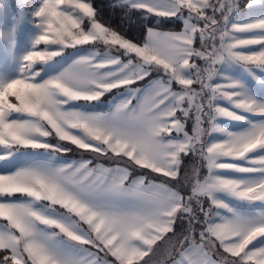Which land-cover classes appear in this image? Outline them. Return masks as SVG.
<instances>
[{"label": "snow or ice", "instance_id": "6c2138e0", "mask_svg": "<svg viewBox=\"0 0 264 264\" xmlns=\"http://www.w3.org/2000/svg\"><path fill=\"white\" fill-rule=\"evenodd\" d=\"M111 7L0 0V264H264V0Z\"/></svg>", "mask_w": 264, "mask_h": 264}, {"label": "trees", "instance_id": "16d2710c", "mask_svg": "<svg viewBox=\"0 0 264 264\" xmlns=\"http://www.w3.org/2000/svg\"><path fill=\"white\" fill-rule=\"evenodd\" d=\"M93 6L97 9V18L105 23L106 26L110 25L114 29L126 33L128 37H139L143 32V25H147V21L142 19V16L138 12H133L130 16L126 15L125 12L121 11L119 8H113L111 5L116 2V0H91ZM159 23L158 20H153L152 24ZM152 26V25H147ZM162 29L177 30L180 25L173 23H162L160 24ZM99 50H103L102 46ZM204 126H207L205 124ZM208 136L205 137L207 139ZM81 151L73 146L71 152L67 154H73ZM206 171V170H205ZM205 208L208 209V203H205ZM212 211V209H210Z\"/></svg>", "mask_w": 264, "mask_h": 264}, {"label": "crops", "instance_id": "0c3cea01", "mask_svg": "<svg viewBox=\"0 0 264 264\" xmlns=\"http://www.w3.org/2000/svg\"><path fill=\"white\" fill-rule=\"evenodd\" d=\"M86 2H87V0H86ZM160 29L161 30H171V29H162V28H160ZM177 30H179V29H177ZM96 51H103V50L97 49ZM153 76H155V73H153ZM145 83H147V81H143L140 84L135 85V87H140V86H142V84H145ZM120 91H123V90H120ZM116 95H117V90H113L112 93L106 94L105 97H102L103 103L93 102L92 110L107 111L110 107V102L112 101V98ZM80 103H83V102H80ZM134 103H135V101H134ZM210 138L207 137L206 140H209ZM60 159H61V161H75V160H80V159H90L93 161L94 165L96 163H100V164L105 165L106 167H114V166H116V164H119L122 167L123 166H129L126 159L124 161L113 160L111 158V155H109L108 157H97L94 153L84 152L83 150H81L79 152L76 151V153H73V154H67V153L66 154H60ZM153 175H155V174H153ZM211 213L213 216H215L216 210L213 208ZM221 214H223V210H221ZM85 227H87V226L85 225ZM220 251L222 252V249ZM100 255H103V253H101ZM157 260H163V256L160 253V249H157V253H156V255H154L152 257L150 264H155V262Z\"/></svg>", "mask_w": 264, "mask_h": 264}, {"label": "rangeland", "instance_id": "374dc122", "mask_svg": "<svg viewBox=\"0 0 264 264\" xmlns=\"http://www.w3.org/2000/svg\"><path fill=\"white\" fill-rule=\"evenodd\" d=\"M34 2H35V0H28V3L29 4H32ZM239 3H240V6H241L240 7L239 14H235V15L232 16V18H231L232 19V22H239L241 20L242 16L244 15L245 5H247L248 0H239ZM10 19H11L10 17H8L6 15H3V14H0V27H3L4 25L8 24L10 22ZM26 27L27 26H22V28H21V42H23L26 39ZM84 47L87 49L88 46H84ZM97 49H100V48L98 47ZM97 49H95V50H97ZM66 51L69 54L75 52L74 49H67ZM4 59H5L4 53L3 52H0V62H2ZM216 82L217 83H220L221 81L217 80ZM257 92L258 93L260 92V89L259 88H257ZM224 123L226 125H228L229 127H235L229 121H224ZM204 127L205 128H209L210 126L207 124V126H204ZM217 138L218 137H216L215 135H213V136H211V138L209 140H211V139L214 140V139H217Z\"/></svg>", "mask_w": 264, "mask_h": 264}]
</instances>
